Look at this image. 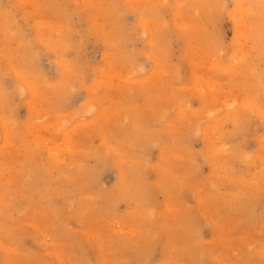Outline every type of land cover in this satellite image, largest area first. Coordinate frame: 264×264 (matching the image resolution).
Here are the masks:
<instances>
[{
    "label": "rangeland",
    "instance_id": "obj_1",
    "mask_svg": "<svg viewBox=\"0 0 264 264\" xmlns=\"http://www.w3.org/2000/svg\"><path fill=\"white\" fill-rule=\"evenodd\" d=\"M86 1L0 0V264H264L258 0Z\"/></svg>",
    "mask_w": 264,
    "mask_h": 264
},
{
    "label": "bare ground",
    "instance_id": "obj_2",
    "mask_svg": "<svg viewBox=\"0 0 264 264\" xmlns=\"http://www.w3.org/2000/svg\"><path fill=\"white\" fill-rule=\"evenodd\" d=\"M88 1H89V0H88ZM88 1H86V2H87V3H90V1H89V2H88ZM130 1H133V0H130ZM134 1H136V0H134ZM239 1H240V0H239ZM244 1L247 2L248 6H250V1H251V0H244ZM128 2H129V0H128ZM147 2H148V1H147ZM27 3H29V2H27ZM133 3H134V2H133ZM29 4H30V3H29ZM32 4H33V3H32ZM32 4H31V5H32ZM40 4H41V2H40ZM94 4H95V3H94ZM130 4H131V2H130ZM130 4H129V5H130ZM258 4L262 7V10H261L256 16H259V17H260V16H262V15L264 14V0H258ZM87 5H88V4H87ZM91 5H92V3H91ZM126 5H127V4H126ZM126 5H125V6H126ZM129 5H128V7H129ZM24 6H25V5H24ZM238 6H239V5H238ZM240 6H241V4H240ZM25 7H26V6H25ZM28 7H29V6H28ZM32 7H33V6H32ZM96 7H97V6H96ZM96 7H94V8H96ZM109 7H110V6H109ZM236 7H237V5H236ZM17 8H18V7H17ZM111 8H113V7H110V9H111ZM18 10H19V9H18ZM98 10H99V9H98ZM112 10H113V9H112ZM40 11H41V10H40ZM236 11H237V10H236ZM1 12H4V11H1ZM44 12H45V11H44ZM82 12H83V11H82ZM112 12H113V11H112ZM233 12H234V11H233ZM237 12H238V11H237ZM35 13H36V12H35ZM90 13H91V12H90ZM116 13H117V12H116ZM6 14H7V13H6ZM31 14H32V13H31ZM234 14H235V13H233V16H234ZM0 15H1V14H0ZM247 15H248V14H247ZM117 16H118V15H117ZM120 16H121V15H120ZM1 17H2V16H1ZM103 18H104V17H103ZM5 19H6V18H5ZM119 21H120V19H119ZM144 22H145V21H144ZM238 22H239V20H238ZM139 23H140V22H139ZM96 25H97V24H96ZM4 26H7V25H4ZM49 26H50V25H49ZM236 26H237V25H236ZM104 27H105V26H104ZM149 27H150V26H149ZM7 28H8V26H7ZM49 28H50V27H49ZM66 28H68V27L66 26ZM66 28H65V29H66ZM102 28H103V27H102ZM91 29H92V28H91ZM105 29H106V28H105ZM142 29H144V28H142ZM146 29H148V28H146ZM151 29H152V28H151ZM151 29H150V30H151ZM8 30H9V28H8ZM102 30H103V29H102ZM239 30H241V31L239 32V34H240V39H241L242 34H244V32H246V31H243V28H242V27H240ZM63 31H64V30H63ZM95 31H97V29H96ZM9 32H10V31H9ZM235 32H236V31H235ZM18 33H19V31H18ZM18 33H17V34H18ZM104 33H105V32H104ZM3 34H4V33H3ZM6 34H8V33H6ZM14 34H15V33H14ZM35 34H36V33H35ZM72 34H73V33H72ZM257 34H258V33H257ZM12 35H13V34H12ZM19 35H20V33H19ZM9 36H10V35H9ZM17 36H18V35H16V37H17ZM105 36H106V35H105ZM5 37H6V36H5ZM77 37H78V36H77ZM125 37H126V36H125ZM34 38H35V37H34ZM36 38H37V37H36ZM38 38H40V36H39ZM38 38H37V39H38ZM249 38H250V37H249ZM252 38H254V37H251V39H252ZM29 40H30V39H29ZM34 40H36V39H34ZM34 40H33V41H34ZM43 40H44V39H43ZM43 40H42V41H43ZM46 40H47V39H46ZM126 40H127V38H126ZM235 40H236V39H235ZM245 40H246V39H245ZM31 41H32V40H31ZM36 41H37V40H36ZM56 41H57V40H56ZM243 41H244V40H243ZM47 42H48V41H47ZM57 42H58V41H57ZM249 42H251V41H249ZM18 43H19V42H18ZM20 43H21V42H20ZM34 43H35V41H34ZM37 43L40 44L41 42H40V43H39V42H36V44H37ZM43 43H44V42H43ZM52 43H55V42H52ZM234 43H235V42H234ZM234 43H233V44H234ZM245 43H246V42H245ZM32 44H33V43H32ZM238 44H239V43H238ZM17 45H18V44H17ZM42 45L44 46V44H42ZM46 45H47V44H46ZM56 45H57V43H56ZM60 45H61V44H60ZM60 45L58 44V46H60ZM152 45H153V44H152ZM242 45H243V44H242ZM7 46H8V45H7ZM14 46H15V45H14ZM19 46H20V45H19ZM73 46H74V45H73ZM232 46H233V45H232ZM235 46L238 47V46H237V40H236V45H235ZM246 46H247V45H246ZM249 46H250V45H249ZM31 47H32V46H31ZM33 47H34V44H33ZM33 47H32V48H33ZM39 47H40V45H39ZM62 47H63V45H62ZM62 47H61V48H62ZM7 48H8V47H7ZM27 48H28V46H27ZM34 48H35V47H34ZM47 48H48V50L50 49L49 46H48ZM81 48H82V47H81ZM42 49H43V48H42ZM239 49H240V47H239ZM239 49H238V51H239ZM234 50H235V49H234ZM246 50H247V49H246ZM31 51H32V50H31ZM61 51H62V50H61ZM236 51H237V50H236ZM236 51H235V52H236ZM240 51H241V50H240ZM240 51H239V52H240ZM255 51H256V50H255ZM21 52H22V51H21ZM25 52H26V51H25ZM233 52H234V51H233ZM233 52H232V53H233ZM253 52H254V51H253ZM257 52H258V51H257ZM31 53H32V52H31ZM71 53H72V52H71ZM243 53L245 54L246 52L243 51ZM247 53H248V52H247ZM25 54H26V53H25ZM25 54H23V56H24ZM238 54H240V53H238ZM37 55H38V54H37ZM31 56H34V57H35V55H32V54H31ZM232 56H233V55H232ZM262 56H263V55H262ZM239 57H240V56H239ZM25 58H26V56H25ZM60 58H61V56H60ZM105 58H106V57H105ZM107 58H108V57H107ZM231 58H232V57H231ZM235 58H236V57H235ZM237 58H238V57H237ZM250 58H251V57H250ZM30 59H31V58H28V60H30ZM34 60H35V59H34ZM233 60H234V59H233ZM66 61H67V60H66ZM92 61H93V60H92ZM31 62H32V61H31ZM34 62H36V61H34ZM58 62H59V61H58ZM61 62H62V61H61ZM61 62H59V66H58V67H60V66L62 67V66H63V68L65 69V73H66V70H67V69L65 68V67H67V65L65 64L66 62H65V61H64L65 63H61ZM69 62H70V61H69ZM17 63H18V62H17ZM55 63H56V62H55ZM60 63H61V64H60ZM107 63H108V62H106V64H107ZM5 64H6V63H5ZM12 64H13V63H12ZM12 64H11V65H12ZM62 64H65V66L62 65ZM8 65H9V64H8ZM8 65H7V66H8ZM22 65H23V63H22ZM34 65H35V64H34ZM29 66H30V65H29ZM12 67H15V65L12 66ZM61 67H60V68H57V69H60L59 71H60V74L62 75V73H61V70H62ZM16 68H18V67H16ZM29 68H30V67H29ZM25 70H26V69H24V71H25ZM32 70H33V69H32ZM32 70H31V71H32ZM35 70H36V69H35ZM106 70H108V68H107ZM18 71H19V70H18ZM59 71H58V72H59ZM72 71H73V70H72ZM104 71H105V70H104ZM6 72H8V71H6ZM11 72H12V71H11ZM19 72H20V71H19ZM34 72H35V71H34ZM67 72H69V71H67ZM12 73H14V72H12ZM12 73H11V74H12ZM15 73H16V72H15ZM17 73H18V72H17ZM20 73H21V72H20ZM22 73H23V70H22ZM25 73H26V72H25ZM31 73H32V72H31ZM31 73H30V74H31ZM27 74H28V73H27ZM27 74H25V75H27ZM63 74H64V73H63ZM106 74H107V73H106ZM110 74H111V73H110ZM12 75H13V74H12ZM17 75H18V74H17ZM17 75L15 74L14 76H17ZM35 75H36V74H35ZM35 75H34V76H35ZM37 75H38V74H37ZM20 76H21V75H20ZM20 76L15 77V78H17V80H18V79L22 78V76H21V77H20ZM27 76H28V75H27ZM34 76H33V77H34ZM105 76H106V75H105ZM110 76H112V75H110ZM29 77H30V76H29ZM63 77H64V75H63ZM70 77L73 78L72 76H70ZM70 77H69V78H70ZM69 78H68V79H69ZM23 79H24V78H23ZM47 79H48V78H47ZM62 79H63V78H62ZM100 79H101V78H100ZM122 79H123V78H122ZM21 80H22V79H21ZM39 80H40V79H39ZM42 80H43V79H42ZM151 80H152V79H151ZM18 81H19V80H18ZM37 81H38V80H37ZM258 81H259V80H258ZM69 82H70V80H69ZM42 83H43V82H42ZM74 83H75V82H74ZM21 84H22V83H21ZM27 84H28V83H27ZM27 84H26V85H27ZM55 84H56V82H55ZM70 84H71V83H70ZM17 85H19V84H17ZM26 85H25V86H26ZM58 85H59V83H58ZM66 85H67V84H65V86H66ZM68 85H69V83H68ZM68 85H67V89H68ZM75 85H76V84H75ZM27 86H29V85H27ZM31 86H32V85H31ZM31 86H30V87H31ZM50 86H52V85H50ZM54 86H55V85H54ZM65 86L62 85V86H60L59 88L61 89V87L63 88V87H65ZM180 86H181V85H180ZM23 88H24V87H23ZM16 89H17V88H16ZM20 89H22V88H20ZM27 89H28V88H27ZM35 89H36V88H35ZM89 89H90V88H89ZM37 90H39V89H37ZM62 90L64 91V89H62ZM26 91H27V90H26ZM35 91H36V90H35ZM51 91H52V90H51ZM100 91H101V90H100ZM124 91H125V90H124ZM32 92H34V91H32ZM38 92H39V91H38ZM49 92H50V91H49ZM58 92H59V91H58ZM65 92H66V89H65ZM130 92H131V91H130ZM29 93H30V92H28V94H29ZM35 93H37V92H35ZM30 94H31V93H30ZM63 94H65V93H63ZM32 95H33V94H31V96H32ZM43 95H44V94H43ZM1 96H2V95H1ZM33 96H34V95H33ZM40 97H41V95H40ZM115 98H116V97H115ZM1 99H2V98H1ZM31 101H32V100H31ZM28 103H29V102H28ZM31 103H32V102H31ZM31 103H30V104H31ZM83 103H84V102H83ZM33 104H35V103H33ZM58 107H59V106H58ZM183 107H184V106H183ZM255 108H256V107H255ZM177 109H178V108H177ZM256 109H257V108H256ZM32 110H33V109H32ZM34 110H35V109H34ZM34 110H33V111H34ZM84 110H85V109H83V111H84ZM155 111H156V110H155ZM238 111H239V110H238ZM34 113H35V111H34ZM58 113H59V112H58ZM60 113H61V112H60ZM229 113H230V112H229ZM258 113H259V112H258ZM6 114H7V113H6ZM101 114H102V113H101ZM43 115H44V114H43ZM66 115H67V114H66ZM260 115H261V114H260ZM260 115H259V116H260ZM37 116H38V115H37ZM44 116H45V115H44ZM109 117H110V116H109ZM0 118H1V117H0ZM41 118H42V117H41ZM243 118H244V117H243ZM3 120H4V119H3ZM234 120H235V119H234ZM230 121H231V120H230ZM237 121H239V120H237ZM232 122H233V121H232ZM43 123H44V122H43ZM235 123H236V122H234V124H235ZM2 124H3V123H2ZM5 124H6V123H5ZM5 124H4V125H5ZM232 124H233V123H232ZM46 125H47V124H46ZM234 126H235V125H234ZM51 129H52V128H51ZM51 129H50V130H51ZM4 130H5V128L3 127V131H4ZM6 131H7V130H6ZM30 132H31V131H30ZM46 132H47V131H46ZM2 136L5 137L4 135H2ZM8 137H9V136H8ZM136 138H137V137H136ZM3 139H5V138H3ZM66 139H67V138H66ZM5 141H6V140H5ZM37 141H38V140H37ZM37 141H36V142H37ZM130 141H131V140H130ZM32 142H33V141H32ZM126 145H127V144H126ZM132 145H133V144H132ZM109 146H110V145H109ZM28 147H29V146H28ZM32 147H34V146H32ZM113 148H114V147H113ZM34 150H35V149H34ZM53 150H54V149H53ZM110 150H113V149H110ZM117 150H118V149H117ZM0 151H1V150H0ZM236 151H237V150H236ZM68 152H69V151H68ZM205 153H206V152H205ZM37 156H38V155H37ZM52 156H53V155H52ZM72 156H73V155H72ZM91 157H92V156H91ZM1 158H2V157H1ZM21 158H22V157H21ZM53 158H54V157H53ZM9 159H10V158H9ZM72 159H73V158H72ZM184 159H185V158H184ZM211 159H212V158H211ZM128 162H129V161H128ZM15 168H16V167H15ZM17 168H18V167H17ZM54 174H55V173H54ZM54 178H55V177H54ZM1 179H2V178H1ZM8 179H9V178H8ZM164 180H165V179H164ZM165 181H166V180H165ZM137 194H138V193H137ZM51 195H52V194H51ZM134 199H135V198H134ZM168 202H169V201H168ZM207 209H208V208H207ZM139 214H140V213H139ZM235 220H236V219H235ZM71 221H72V220H71ZM41 222H42V221H41ZM4 228H5V227H4ZM15 229H16V228H15ZM35 231H36V230H35ZM237 231H238V230H237ZM2 234H3V233H2ZM168 236H169V235H168ZM166 240H167V239H166ZM50 244H51V243H50ZM19 250H20V249H19ZM71 251H72V250H71ZM169 251H170V250H169ZM238 251H239V250H238ZM142 252H143V251H142ZM19 254H20V253H19ZM137 254H138V253H137ZM192 254H193V253H192ZM15 255H16V254H15ZM189 255H190V254H189ZM16 256H17V255H16ZM58 257H59V256H58ZM56 259H57V257H56ZM58 264H59V263H58Z\"/></svg>",
    "mask_w": 264,
    "mask_h": 264
}]
</instances>
